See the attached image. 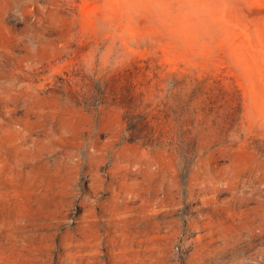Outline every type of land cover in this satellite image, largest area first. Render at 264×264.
Returning a JSON list of instances; mask_svg holds the SVG:
<instances>
[{"label": "rangeland", "instance_id": "374dc122", "mask_svg": "<svg viewBox=\"0 0 264 264\" xmlns=\"http://www.w3.org/2000/svg\"><path fill=\"white\" fill-rule=\"evenodd\" d=\"M0 264H264V0H0Z\"/></svg>", "mask_w": 264, "mask_h": 264}]
</instances>
